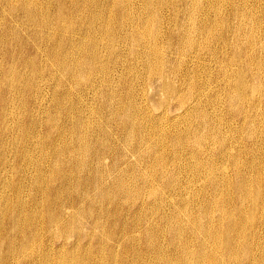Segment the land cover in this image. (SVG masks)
<instances>
[{
    "label": "bare ground",
    "instance_id": "6f19581e",
    "mask_svg": "<svg viewBox=\"0 0 264 264\" xmlns=\"http://www.w3.org/2000/svg\"><path fill=\"white\" fill-rule=\"evenodd\" d=\"M99 1L0 0L10 60L20 20L70 30L85 59L49 52L58 110L39 102L47 120L22 135L39 157L11 163L0 142V264H264V0H106L105 19ZM17 67L5 84L20 95ZM94 86L101 104L86 107ZM157 91L159 123L141 103ZM117 116L127 134L112 148Z\"/></svg>",
    "mask_w": 264,
    "mask_h": 264
},
{
    "label": "rangeland",
    "instance_id": "374dc122",
    "mask_svg": "<svg viewBox=\"0 0 264 264\" xmlns=\"http://www.w3.org/2000/svg\"><path fill=\"white\" fill-rule=\"evenodd\" d=\"M133 2H136V0ZM105 6H109V3L106 2V0L99 1L94 5V7L99 10L100 8H103L105 10L104 14L101 15V19H105L108 16V11H107L108 7H105ZM86 19L82 21V23L85 22L87 24V27L84 29V31L88 35L89 34L93 35L95 33L94 29H92V27L89 26V22L91 21V19H88V18ZM18 27L20 28V30H17V32L18 31L19 32L16 33L19 35V36L17 35L18 38L16 37L17 38L16 44H18V52L20 53V55L17 58H14L13 61L15 60L16 64L18 65L17 71L20 74L19 78L14 79L15 86L18 92L20 93V95L14 94V92L12 91L13 87L10 84H5V82L8 79H12L10 75L6 74V65L13 61L10 60V56L7 55V52L9 49L8 37H6L5 34H0V113L2 114L5 111V108L3 107H6V111H8L9 109V115L7 116L6 123L3 124L2 122H0V133L2 137V140L0 142L1 144H4L7 158L11 161V163L14 162L15 157H17V154L20 153L19 151L26 152L28 150L32 152L33 157L31 161H34L36 157H39L38 150L35 148L38 145V142L34 143L30 139H26L24 141L22 139V135L28 134L30 132L28 127L32 123V118L36 122H39V121L44 122L47 120L49 115L47 112L42 113L41 108L43 106L45 107V109L54 108V104L58 98L57 95H59V92L55 91V87H56V78L59 75L60 71L62 70L60 68L61 60L59 61L57 67H51L48 61L50 50L55 48L54 50H58L60 52V55L62 54L66 58H70L69 54H73L74 57H77L80 59L83 56L82 53L80 52L81 47H82L81 43L79 40L71 39L73 32H70V30H68L67 33L58 32L54 26H51L44 32V36L41 37L40 34H34V28L29 26L26 21L22 22L20 20ZM261 29L264 30V27ZM48 31L53 32V34H50L51 36L50 38L47 37ZM263 32L264 31L261 32L262 34L258 35V37H262V38H258V39H260L259 42L263 40V42L261 43L264 44ZM51 40H52V43H51ZM56 42H61L62 44L55 45ZM40 51L43 52V56H40ZM24 55L25 57H27V59L28 57L30 58L31 56H32L31 58H34V59H31V58L28 59L29 62L34 60L37 62L38 66L39 65L44 66L45 70L43 71V73L39 74V72H37V70L31 65V63L25 66ZM69 61L70 60H67V67L69 68V70L73 72L74 66L72 63L69 64ZM80 64L82 65L83 69H85V59L84 58L81 59ZM86 65L89 66L90 64L86 63ZM117 69H118V73L120 72L123 73V70L120 67H117ZM97 78L100 84L102 82V79L100 76H98ZM262 78L264 80V75ZM140 80L141 79H139L138 81ZM20 82H26L27 86L25 88H22ZM139 84L141 83H138V85ZM96 86H94L93 89H91L93 91H90L86 93L85 95L89 101V103L85 105L86 107L98 108L101 104V97H99L96 94L97 89H98V87L95 88ZM30 90H33L35 93L34 99L31 98L30 95H28V92ZM77 93L79 94L80 91L77 90ZM153 95H154L153 100L148 98L149 100L146 99L144 100V102L142 100L141 103L147 105L149 110L150 111L152 110L153 114H156L154 116L158 115V118L157 117L151 118V122H153L154 120L155 122L159 123L161 121V116H162V115H159L162 113L161 111L162 108H160V106L162 103H165V100L163 99L162 92L157 91ZM14 97L16 98L15 101H14ZM41 101H43L45 105H43L42 107H39V102ZM58 106L52 109L53 112L54 110L55 111L58 110L57 109ZM174 107H175V104L172 105V108ZM15 109H17L18 111L16 112ZM12 110H14L15 112H12ZM61 113H63V110H59L58 114H61ZM117 117L118 118L114 117L113 121L109 122L110 125L108 124V126L110 127H108L107 128L108 130L106 129L107 132L104 133V136L107 138L106 141H108L109 145L114 144V143L116 144L119 143L121 139L124 138L127 134V131L125 132V128L123 129L122 127V123L118 122V120L122 121V118L120 119L119 116ZM117 123L118 124L120 123V124L118 125ZM162 123L164 124V122ZM118 129H121V130H118ZM113 132L115 133V135ZM167 133L170 134L172 133V131L168 130ZM53 136L52 138H48L49 141H52L54 139ZM113 139H116V141ZM26 142H27V145H25ZM166 143L164 144V146H166ZM116 144H115V147L117 146ZM119 146L120 148L124 149L123 147L124 145L123 146L119 145ZM110 147L113 148V145H110ZM29 160H30V157H29ZM131 161L133 162L132 165L134 166L135 169H140L143 167V161H138L134 157L131 159ZM188 164H191V163H188V161L186 160L185 162H183L182 165L186 167L188 166ZM123 167H125V165H122L119 168H123ZM8 169L10 170V173L12 174H17L19 171L18 169H14L11 167H8ZM13 178L15 179V177ZM131 179L134 182H136L135 181L136 177L134 175L131 176ZM136 180H138V178ZM187 181L190 182V180H187ZM142 183L143 181H141V184ZM6 192L8 193V190ZM165 196H167V198L170 197L174 200H178L179 198V195H177L176 192H173V193L167 192ZM231 264H235V263L233 262Z\"/></svg>",
    "mask_w": 264,
    "mask_h": 264
}]
</instances>
